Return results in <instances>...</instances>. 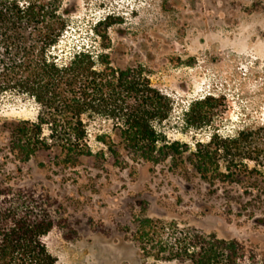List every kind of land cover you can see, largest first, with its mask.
I'll use <instances>...</instances> for the list:
<instances>
[{
    "label": "rangeland",
    "instance_id": "1",
    "mask_svg": "<svg viewBox=\"0 0 264 264\" xmlns=\"http://www.w3.org/2000/svg\"><path fill=\"white\" fill-rule=\"evenodd\" d=\"M31 1L65 18L52 49L60 63L88 50L120 69L143 66L172 101L158 130L181 150L264 125V0H19ZM209 97L215 101L203 109L202 123L191 108ZM38 112L28 95L0 96V183L52 197L57 225L45 242L59 264H183L172 254L195 233L237 240L264 264V198L246 179L219 177L210 185L186 159L189 152L177 164L125 158L126 168L109 154L99 163L85 158L76 170L49 168L45 156L19 164L8 154L3 126L35 122ZM112 126L89 122L94 153L106 151L96 136ZM217 160L225 171L226 157Z\"/></svg>",
    "mask_w": 264,
    "mask_h": 264
},
{
    "label": "trees",
    "instance_id": "2",
    "mask_svg": "<svg viewBox=\"0 0 264 264\" xmlns=\"http://www.w3.org/2000/svg\"><path fill=\"white\" fill-rule=\"evenodd\" d=\"M64 32L65 18L58 10L45 11L33 1L20 5L19 0H0V96L15 91L32 97L39 107L35 122L3 126L8 154L19 164L45 156L49 168L76 170L85 158L99 163L109 154L126 168L125 158L177 164L189 152L186 159L205 182L215 185L220 177L240 183L243 178L256 198H264V125L235 137L214 135L195 150H181L179 142L168 141L158 130L171 117L172 101L154 87L145 68L120 69L109 56L95 57L88 50L60 63L52 49ZM212 101H197L191 114L199 113L205 123L202 112ZM97 119L113 126L96 136L106 151L94 153L88 125ZM221 153L225 171L217 160ZM53 204L46 192L0 183V264H59L45 242L57 225ZM172 258L183 264H256L239 241L201 233L182 238Z\"/></svg>",
    "mask_w": 264,
    "mask_h": 264
}]
</instances>
